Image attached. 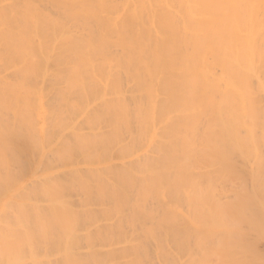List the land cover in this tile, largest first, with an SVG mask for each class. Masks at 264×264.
<instances>
[{
	"label": "bare ground",
	"instance_id": "bare-ground-1",
	"mask_svg": "<svg viewBox=\"0 0 264 264\" xmlns=\"http://www.w3.org/2000/svg\"><path fill=\"white\" fill-rule=\"evenodd\" d=\"M262 242L264 0H0V264Z\"/></svg>",
	"mask_w": 264,
	"mask_h": 264
},
{
	"label": "rangeland",
	"instance_id": "rangeland-1",
	"mask_svg": "<svg viewBox=\"0 0 264 264\" xmlns=\"http://www.w3.org/2000/svg\"><path fill=\"white\" fill-rule=\"evenodd\" d=\"M263 243V242H262ZM262 243H260V245H259V248L261 249V250H263L264 248V243L262 244ZM261 244H262V246H261ZM264 251V250H263Z\"/></svg>",
	"mask_w": 264,
	"mask_h": 264
}]
</instances>
